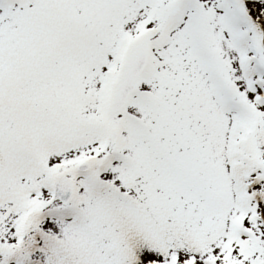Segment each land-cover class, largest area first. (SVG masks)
<instances>
[{
  "label": "snow or ice",
  "instance_id": "obj_1",
  "mask_svg": "<svg viewBox=\"0 0 264 264\" xmlns=\"http://www.w3.org/2000/svg\"><path fill=\"white\" fill-rule=\"evenodd\" d=\"M0 264H264V0H0Z\"/></svg>",
  "mask_w": 264,
  "mask_h": 264
}]
</instances>
